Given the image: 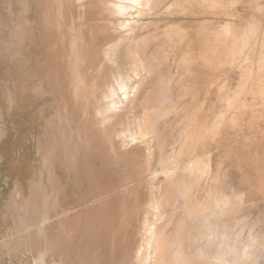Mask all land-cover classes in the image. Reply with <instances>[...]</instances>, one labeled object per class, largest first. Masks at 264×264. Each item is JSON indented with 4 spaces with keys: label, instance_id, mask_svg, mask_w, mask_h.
Masks as SVG:
<instances>
[{
    "label": "rangeland",
    "instance_id": "1",
    "mask_svg": "<svg viewBox=\"0 0 264 264\" xmlns=\"http://www.w3.org/2000/svg\"><path fill=\"white\" fill-rule=\"evenodd\" d=\"M57 1H62V4H55ZM65 1L30 0V8L24 15L21 4H29V0H19L20 4L18 0H0V264H116L113 258L79 257L80 242L78 238L72 240L70 234L74 230L70 226L71 219L77 215H80L78 233L89 221L109 227L115 218L123 216L125 211L121 209V203L128 192L125 190L126 179L116 181L109 178L99 190L97 183L88 176L90 162L100 165L103 159H107L109 149L102 156L89 151L87 146L98 133L96 127L99 123L88 113V98L75 99L73 89L67 87L68 70L76 61L74 49L77 35L76 30H71L70 38L65 41L63 30L75 27V20L81 16L84 5L67 4ZM162 6L168 8L166 11L170 15L161 20L156 17V24L165 26L180 21L185 29L176 31L169 26L156 31L155 25H152L154 47L158 36L160 46L167 42L171 54L176 52L175 59L186 62L190 56L180 58V51L177 50L180 37L185 33L184 42L195 36L198 43H204L198 50L195 49L198 63L184 65L185 68L195 69L194 72L188 74L186 70L179 69L177 74L173 73L180 78L192 77L178 82L181 108L168 112L172 117L170 124L174 125L176 142L172 149H191L196 153L213 143L214 137L197 136L202 131L195 127L201 122L198 120L200 115L191 121H186L184 115L195 108L207 107L211 111L217 103L220 123H217L219 142L213 147L214 169L219 172L227 190H234L243 198L236 209V236L241 241L248 240L251 235L258 239L249 264H264V0H189L187 4L172 2ZM182 11L186 12L171 14ZM193 11L201 12L198 18L192 17ZM209 12H213L216 19V25L211 26L218 29L216 39L208 32ZM144 17L146 21L152 20ZM21 21L32 25L34 34L28 27L27 38L17 40L12 37V30ZM244 24L254 27L250 31L245 30L248 27ZM164 66V63L160 65L161 68ZM165 74L162 71L159 76ZM41 82L50 93L45 87L40 92ZM99 83L96 80L94 84L82 87L81 91L96 97L100 93ZM151 86L152 78H149L139 94L137 109L141 110L144 103L141 99ZM256 88L260 92L257 93ZM232 95L234 102L230 97ZM132 111L123 107L119 116L128 117ZM226 113L227 116H224ZM79 135L85 138L81 142ZM178 154L176 152L174 157ZM157 156L158 151H155L152 165L142 178L148 183L143 188L145 200L138 206L139 212L152 207L150 177L152 166H157ZM54 160L57 162L51 167L44 166V162L48 165ZM177 164V161L168 160L162 162L159 168L162 172L171 171ZM36 185L42 186L46 193L38 199L41 210L40 207L33 210L29 205L30 198L27 199L31 188ZM101 191L107 204L98 211L92 204L93 198L100 196ZM42 210L48 213L45 221L41 216ZM64 210L69 216L61 231L59 219ZM40 221L44 223L39 224ZM141 227L142 221L137 218L128 232L138 237ZM147 229L152 227L149 225ZM112 230L109 227L104 235L96 232L95 237L109 238ZM52 241L58 254L50 247ZM147 245L142 250V256L147 255ZM119 248L120 245L117 250ZM40 254H45L44 260ZM140 262L128 260L125 264ZM141 264H152V258L149 261L145 259Z\"/></svg>",
    "mask_w": 264,
    "mask_h": 264
},
{
    "label": "bare ground",
    "instance_id": "2",
    "mask_svg": "<svg viewBox=\"0 0 264 264\" xmlns=\"http://www.w3.org/2000/svg\"><path fill=\"white\" fill-rule=\"evenodd\" d=\"M188 1L173 0L172 2L187 4ZM65 2L84 5L81 16H77L75 20V27H66L63 30L65 41L70 38L71 30H76L77 35L74 49L76 61H73V67L68 70L67 87L73 89L75 99L88 98V113L99 123L96 127L98 133L87 146L89 151L102 156L109 149L107 159H103L100 165L90 162L88 176L97 183L99 190L103 189L109 178L116 181L126 179L125 190L128 192L121 203V209L125 212L122 217L112 221L109 227L113 230L109 238L95 237L96 232L100 231L104 235L109 231L108 226L105 227L95 221L86 222L82 231L78 233L80 215L72 217L70 226L74 230L70 234L72 240L78 238L80 242L78 256L113 258L116 259V264H125L128 260L140 262V259L141 264L145 259L149 261L150 258L152 264H231L232 262L249 264L253 258V247L258 239L251 235L248 240L241 241L236 236V209L243 198L234 190H227L226 184L219 172L215 171L213 164V147L219 142L218 104L216 103L211 111L207 107L195 108L184 115L186 121L195 120L200 115L198 120L201 122L195 127L202 131L197 136L214 137L213 143L197 150L196 153L191 149H172L176 142L174 125L170 124L172 117L168 112L170 109H178L181 105V101L178 100L181 96L178 82L192 77L180 78L174 74H177L179 69L186 70L188 74L195 71L192 67L185 68L184 65L192 66L198 63L199 60H195L197 55L195 49L198 50L204 43H198L195 36L184 42V38L187 37L185 33L180 37L177 43L179 57L192 56V61L189 58L186 62L175 59L176 52L174 55L171 54L167 42L160 46L158 36L155 40L156 46L152 45V29H150L152 25H155L156 31L169 26L176 31L185 29V25L183 26L180 21L165 26L156 24V17L159 16L161 20L170 15L169 11H166L168 8L162 5L171 4V0H66ZM195 3L197 4V1ZM55 4H62V1H57ZM196 11L191 14L193 18H198L201 14ZM184 12L186 11L171 14ZM213 14V12L207 14L210 26L208 32L214 34L212 37L216 39L218 29L211 27L216 25ZM144 16L152 20L146 21ZM253 27L245 30L250 31ZM186 28L188 30V27ZM242 29L241 27L240 30ZM254 40L258 39L254 38ZM239 43L241 45L242 42ZM247 43L249 45V42ZM163 63L166 66L161 68L160 65ZM167 65H171L172 68L169 69ZM162 71L166 73L163 77L159 76ZM149 78H152V86L141 99L144 103L139 110L136 107L138 97ZM96 80L100 82L98 96H88L81 91L82 87L92 85ZM230 97L232 98L233 95ZM123 107L133 110L128 117L119 116ZM153 111L155 116L152 115ZM164 114L167 116L165 117ZM130 116L132 117L129 120ZM224 116H227V113ZM178 128L181 126L178 125ZM79 136L80 142L85 139L82 135ZM155 151H158L157 166L156 168L152 166L150 177L152 207L139 212L137 208L145 200L143 188H146L148 183L142 178L152 165ZM176 152L179 154L174 157ZM168 160L177 161L178 164L173 166V170L162 172L159 166ZM105 199V194L101 191L100 196L93 198L92 205L95 206L93 208L98 211L103 209L107 204ZM20 205L23 206L21 203ZM61 214L59 227L62 231L69 214L66 210ZM137 218L142 221V230L139 236L135 237L134 233L129 234L128 231L130 225L137 222ZM171 224L174 225L169 228ZM149 225L152 227L150 230L147 229ZM64 232L68 231L64 230ZM146 244H148L147 255L142 256ZM118 245H120L119 250H117Z\"/></svg>",
    "mask_w": 264,
    "mask_h": 264
},
{
    "label": "water",
    "instance_id": "3",
    "mask_svg": "<svg viewBox=\"0 0 264 264\" xmlns=\"http://www.w3.org/2000/svg\"><path fill=\"white\" fill-rule=\"evenodd\" d=\"M37 2V1H36ZM18 3L20 4L19 0H18ZM38 5V3H37ZM21 7H22V12L23 14L25 15V13H27V11L29 10L30 8V0H29V4H21ZM39 9V8H38ZM28 22H22L21 23H18L17 25H15V28L12 30V37H15L17 40H21V37H26L27 38V35H26V31H27V28L28 27H31L32 29V32L34 34V30L32 28V25H30ZM33 39V38H32ZM44 48V47H43ZM43 66V65H42ZM42 69V67H41ZM43 81V79H42ZM43 87H45V85L43 86L42 82H41V85H40V92H43ZM46 90H48L46 87H45ZM48 92L50 93V91L48 90ZM52 94V93H51ZM53 95V94H52ZM57 100V99H56ZM57 105V104H56ZM56 109V108H55ZM55 113V111H54ZM54 115V114H53ZM47 126V125H46ZM48 128H51V127H48ZM53 129V128H52ZM55 133V131L53 132ZM53 133L51 135H53ZM51 135H48V136H51ZM44 155V151L42 150L41 151ZM44 157V156H43ZM54 162H57V160H54V161H51L50 163H48V165L45 164L44 162V166L46 168H49L51 167V165L54 163ZM66 169V168H65ZM42 186L40 185H36V186H33L31 188V193L29 195V197L27 199H29V205L31 206V208L33 210H37L40 206H39V201L38 199L39 198H43V196H46V193H45V190H43L41 188ZM36 191H37V194H36ZM42 207H40L39 210H41ZM41 216H43L44 220L48 218V213L46 210H42L41 211ZM56 239V238H55ZM54 239V240H55ZM53 240V241H54ZM50 242V247L52 250H54V252H56L58 254V251H57V248L56 246H54V242ZM47 252V251H46ZM43 256H45V254H43ZM58 257V256H57ZM45 259V258H44ZM58 262V261H57Z\"/></svg>",
    "mask_w": 264,
    "mask_h": 264
}]
</instances>
